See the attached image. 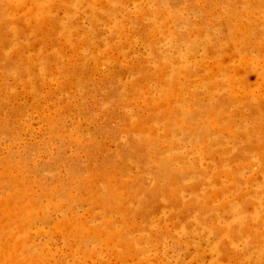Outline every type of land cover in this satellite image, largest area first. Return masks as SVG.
<instances>
[{
  "label": "rangeland",
  "instance_id": "1",
  "mask_svg": "<svg viewBox=\"0 0 264 264\" xmlns=\"http://www.w3.org/2000/svg\"><path fill=\"white\" fill-rule=\"evenodd\" d=\"M18 248L264 264V0H0V264Z\"/></svg>",
  "mask_w": 264,
  "mask_h": 264
},
{
  "label": "bare ground",
  "instance_id": "2",
  "mask_svg": "<svg viewBox=\"0 0 264 264\" xmlns=\"http://www.w3.org/2000/svg\"><path fill=\"white\" fill-rule=\"evenodd\" d=\"M50 229H51V228H50ZM16 250H18V251H16ZM19 250H21V249H20V248L15 249V251H14L15 254H13V255L11 256V262L16 263V264H22L23 262L28 261L27 258L18 255V252H20ZM20 253H21V252H20ZM23 256H24V254H23ZM50 259H51V258H50ZM37 261H38V260H37ZM37 261H36V262H37Z\"/></svg>",
  "mask_w": 264,
  "mask_h": 264
}]
</instances>
